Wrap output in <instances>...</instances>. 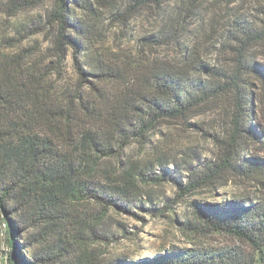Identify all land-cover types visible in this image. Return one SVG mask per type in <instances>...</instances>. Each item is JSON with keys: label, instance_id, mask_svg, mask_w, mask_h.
I'll return each instance as SVG.
<instances>
[{"label": "rangeland", "instance_id": "rangeland-1", "mask_svg": "<svg viewBox=\"0 0 264 264\" xmlns=\"http://www.w3.org/2000/svg\"><path fill=\"white\" fill-rule=\"evenodd\" d=\"M100 2L91 3L90 14L69 6L74 22L83 26L82 33L74 27L68 33L84 47L78 57L83 77L71 51L64 62H58L50 49L55 28L47 19L54 0L14 16L0 13V55L21 62L24 69L37 64V76L54 86L51 107L65 104L61 95L66 90L73 98L74 117L95 135L99 115L105 118L124 100L129 106L122 133H114L104 146L106 155L92 154L97 172L89 178V196L74 197L64 190L59 202L47 210L36 203L30 210L19 207L17 218L10 212L21 254L30 264H120L175 247L239 246L227 235L202 233L186 225L198 221V205L264 203L258 179L233 176L188 193L181 190L191 173L220 154L216 141L229 135V99L209 100L198 107L197 115L185 119H160L143 138L136 131L140 117L147 119L150 96L156 97L148 87L151 82L154 88L152 77L158 68H184L190 79L216 83L214 71L229 69V46L237 45L233 35L240 36L244 28L264 32V0H164L158 7L145 6L132 15L125 10L127 0ZM247 57L264 69V37L250 45ZM106 67L123 78L116 83L101 81L96 75ZM246 80L252 94L250 122L257 137L240 141L241 155L264 161V89L256 75ZM92 99L93 106L87 101ZM77 130L73 129V137L78 136ZM68 139L71 136L66 135L58 148L62 153L73 149ZM114 188L124 190L125 196L114 195ZM5 239L0 219V264H6L9 252Z\"/></svg>", "mask_w": 264, "mask_h": 264}, {"label": "trees", "instance_id": "trees-1", "mask_svg": "<svg viewBox=\"0 0 264 264\" xmlns=\"http://www.w3.org/2000/svg\"><path fill=\"white\" fill-rule=\"evenodd\" d=\"M45 1L0 0V13L14 16L18 12L38 7ZM100 1L102 0H54V6L48 14L47 23L55 28L50 40L54 57L58 62H64L71 51L81 77L85 76V72L81 63H78V57L84 47L68 33L71 27L82 33L83 26L74 22L69 6H78L90 14L91 3L101 4ZM127 2L125 10L132 15L145 6L158 7L164 0ZM263 37L264 32L249 28H244L238 37L233 35V41L237 45L229 46L232 51L229 69L214 71L216 83L207 84L190 79L188 70L184 68H158L152 77L154 88L150 86L151 82L148 88L151 93H156V97L151 95L149 98L147 119L140 117V126L136 131L140 138L160 119H185L198 114L201 104L223 96L230 101L228 138L216 141L221 148L220 154L215 160L204 164L200 171L191 173L189 183L182 187V191L188 193L196 188L213 186L218 181L233 176L256 178L264 188V161L243 158L240 143L246 136L257 137L256 129L250 122L252 94L246 78L256 75L264 89V69L250 61L247 52L252 43ZM36 71L37 64H31L24 69L21 62L7 61L0 55V219L5 225V240L9 248L6 264H30L17 245L18 232L12 221V217H18L19 207L30 210L33 204L39 203L47 210L59 202V195L64 194V190L74 197L79 194L81 197L89 196L86 194L89 191V178L97 172L92 154L106 155L104 146L114 133H122L125 114L129 109L128 102L124 100L122 104L108 111L105 118L99 115L94 119L100 122L97 124L99 132L94 135L84 128L82 120L74 117L71 106L73 98L67 95L66 90L61 95L62 103L65 104L56 108L50 106V90L54 86L43 77H38ZM96 76L101 81L110 83H116L114 80L123 78L111 67H106L104 72ZM87 101L91 106L95 103L93 99ZM83 110L88 112V107H83ZM83 110L80 113L84 115ZM103 126L108 130H103ZM73 129H78V136L71 135L75 133ZM66 135L71 136L68 140L73 149L62 153L58 148L63 146L62 139ZM39 167L49 170L47 173L39 171ZM123 179L124 184H127L126 178ZM113 193L125 196L121 188H114ZM10 205L12 206L9 210ZM10 212L11 218L8 217ZM195 216L198 221L189 227L186 225L187 229L224 234L240 242V245L210 249L175 247L142 261L120 264L264 263V203L242 202L226 207L214 205L206 208L198 205ZM44 223L50 224L47 221Z\"/></svg>", "mask_w": 264, "mask_h": 264}]
</instances>
